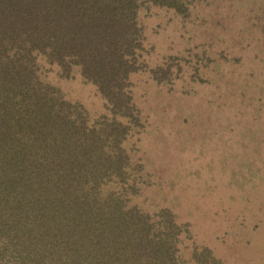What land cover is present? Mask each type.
<instances>
[{
	"label": "trees",
	"instance_id": "1",
	"mask_svg": "<svg viewBox=\"0 0 264 264\" xmlns=\"http://www.w3.org/2000/svg\"><path fill=\"white\" fill-rule=\"evenodd\" d=\"M144 5L189 14L187 0H0V264H217L183 252L169 207L130 201ZM75 72L101 112L66 96Z\"/></svg>",
	"mask_w": 264,
	"mask_h": 264
},
{
	"label": "rangeland",
	"instance_id": "2",
	"mask_svg": "<svg viewBox=\"0 0 264 264\" xmlns=\"http://www.w3.org/2000/svg\"><path fill=\"white\" fill-rule=\"evenodd\" d=\"M187 3L186 18L156 5L138 13L130 88L143 127L125 146L142 168L130 201L169 207L182 249L264 264V0ZM72 75L59 83L66 96L101 112L94 87Z\"/></svg>",
	"mask_w": 264,
	"mask_h": 264
}]
</instances>
